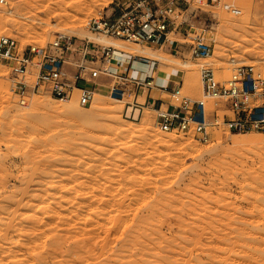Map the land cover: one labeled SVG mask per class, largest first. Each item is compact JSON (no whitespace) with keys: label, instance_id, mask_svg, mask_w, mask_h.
Wrapping results in <instances>:
<instances>
[{"label":"rangeland","instance_id":"obj_1","mask_svg":"<svg viewBox=\"0 0 264 264\" xmlns=\"http://www.w3.org/2000/svg\"><path fill=\"white\" fill-rule=\"evenodd\" d=\"M185 1L175 20L204 30L211 52L203 59L174 30L168 38L182 44L178 54L174 44L95 40L85 24L111 0H5L0 35L23 46L87 37L156 60L150 95L164 100L160 87L172 83L200 99L204 67L221 81L243 65L264 77V0H233L237 16ZM8 85L0 83V264H264V133L211 126L209 140L198 142L161 132L151 107L126 117L128 100L105 93L87 108L72 100L56 117L47 107L66 103L36 94L22 106Z\"/></svg>","mask_w":264,"mask_h":264},{"label":"built area","instance_id":"obj_2","mask_svg":"<svg viewBox=\"0 0 264 264\" xmlns=\"http://www.w3.org/2000/svg\"><path fill=\"white\" fill-rule=\"evenodd\" d=\"M232 2L205 0V4L222 6L237 16L240 10ZM184 4L185 0H111L104 12L87 20L85 30L98 41L114 39L152 48L174 44L173 51L178 54L182 44L168 38L174 30L188 41L191 56L203 59L211 52L204 43V30H187L181 26L183 22L175 20ZM138 60L150 64L149 74L143 75V70L134 65ZM156 64V60L87 37L56 35L44 45L23 46L12 37L0 35V67L8 70L7 77L0 74V83L7 80L8 91L22 106L32 95L47 94L59 102L74 100L79 107L87 108L93 95L105 93L113 100H128V116L133 117L141 109L138 96L154 87ZM122 65L123 70H119ZM101 76L104 78L99 81ZM200 82V99L182 93L178 83L160 89L169 98L153 100L151 108L161 132L192 136L203 143L209 140L211 126H223L232 134L264 133V77L255 66L235 67L224 81L204 67ZM208 102L214 110L207 108Z\"/></svg>","mask_w":264,"mask_h":264},{"label":"bare ground","instance_id":"obj_3","mask_svg":"<svg viewBox=\"0 0 264 264\" xmlns=\"http://www.w3.org/2000/svg\"><path fill=\"white\" fill-rule=\"evenodd\" d=\"M262 6H264V3L262 4ZM264 9V8H263ZM88 10V9H87ZM144 53V51L143 50H141L140 51V53ZM126 53V52H125ZM141 56V55H140ZM158 57V56H157ZM159 59H162V56L160 57H158ZM139 61V60H138ZM142 65H147L148 64V66H142V68H143V70L145 71V73L144 74H149L150 73V68H151V66H150V64L149 63H145V62H142V61H139ZM135 63H136V61L134 62V65H135ZM141 66V65H140ZM47 105H43V107H46ZM73 105H72V103L71 102H66V105H64V106H61V108L59 107V109H58V107L56 108V110L55 109H49V107H47V111H48V113H49V111L50 112H52L56 117H57V114L59 115H62V114H64V113H68L69 111H71L72 109H73ZM92 108H93V110H100V107H98V106H93L92 105ZM91 108V109H92ZM51 113V115H53ZM57 113V114H56ZM49 115V114H48ZM53 115V116H54ZM92 132V131H91ZM89 133V132H88ZM81 134V133H80ZM85 134H86V132H85ZM90 135V134H89ZM217 138H218V136H217ZM243 140H245V139H243ZM242 139H241V141H243ZM244 142H246V140L244 141ZM244 142H240V144L241 143H244ZM250 142V141H249ZM239 143V142H238ZM246 143H248V142H246ZM31 167V166H30ZM44 170V169H43ZM38 176V175H37ZM48 182V181H47ZM42 187V186H41ZM46 189V188H45ZM45 191V190H44ZM33 192V191H32ZM50 194V193H49ZM62 194V193H61ZM39 198H41V197H39ZM61 198V197H60ZM45 199V198H44ZM48 199V198H47ZM68 199H70V198H68ZM18 200V199H17ZM57 203V202H56ZM88 203V202H87ZM43 206V205H42ZM44 211V210H43ZM40 219V218H39ZM74 219V218H73ZM40 221V220H39ZM50 223V222H49ZM91 227V226H90Z\"/></svg>","mask_w":264,"mask_h":264},{"label":"crops","instance_id":"obj_4","mask_svg":"<svg viewBox=\"0 0 264 264\" xmlns=\"http://www.w3.org/2000/svg\"><path fill=\"white\" fill-rule=\"evenodd\" d=\"M170 33V32H169ZM140 70H143V69H140ZM155 80L156 78L154 79V86H155ZM164 87V86H163ZM162 88V87H160ZM151 89L147 91L146 93V96L144 97V100L143 102H140L141 106H140V112H135L134 116L133 117H129V111L130 109L127 108V106H125V116L128 117V118H131V119H136L137 117L141 116L142 114V110L145 108V107H151V104L153 102V100H157V99H160V98H153L151 95ZM141 96V94L138 96V98Z\"/></svg>","mask_w":264,"mask_h":264}]
</instances>
